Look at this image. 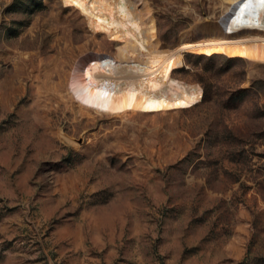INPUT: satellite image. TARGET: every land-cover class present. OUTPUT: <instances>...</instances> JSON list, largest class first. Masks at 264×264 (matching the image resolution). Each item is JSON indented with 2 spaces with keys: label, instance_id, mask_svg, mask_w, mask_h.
<instances>
[{
  "label": "rangeland",
  "instance_id": "rangeland-1",
  "mask_svg": "<svg viewBox=\"0 0 264 264\" xmlns=\"http://www.w3.org/2000/svg\"><path fill=\"white\" fill-rule=\"evenodd\" d=\"M41 1L0 0V264H264V0Z\"/></svg>",
  "mask_w": 264,
  "mask_h": 264
},
{
  "label": "trees",
  "instance_id": "trees-1",
  "mask_svg": "<svg viewBox=\"0 0 264 264\" xmlns=\"http://www.w3.org/2000/svg\"><path fill=\"white\" fill-rule=\"evenodd\" d=\"M39 1H40L41 5H42V1L41 0H39ZM208 58L211 59V58H213V56H208Z\"/></svg>",
  "mask_w": 264,
  "mask_h": 264
}]
</instances>
